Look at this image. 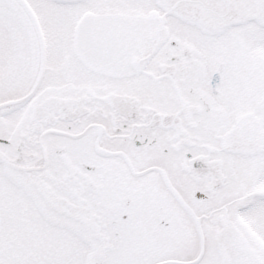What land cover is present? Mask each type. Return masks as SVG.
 <instances>
[{"label": "snow or ice", "instance_id": "6c2138e0", "mask_svg": "<svg viewBox=\"0 0 264 264\" xmlns=\"http://www.w3.org/2000/svg\"><path fill=\"white\" fill-rule=\"evenodd\" d=\"M0 264H264V0H0Z\"/></svg>", "mask_w": 264, "mask_h": 264}]
</instances>
